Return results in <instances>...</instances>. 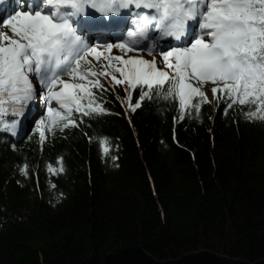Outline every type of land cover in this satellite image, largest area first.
<instances>
[{"label": "trees", "instance_id": "obj_1", "mask_svg": "<svg viewBox=\"0 0 264 264\" xmlns=\"http://www.w3.org/2000/svg\"><path fill=\"white\" fill-rule=\"evenodd\" d=\"M117 95L122 86L98 97L109 114L77 115L78 127L43 145L34 124L0 131V264H101L138 246L160 261L200 251L264 260V121L238 105L225 115L213 98L199 119L155 98L133 113ZM58 159L64 171L48 173Z\"/></svg>", "mask_w": 264, "mask_h": 264}, {"label": "snow or ice", "instance_id": "obj_2", "mask_svg": "<svg viewBox=\"0 0 264 264\" xmlns=\"http://www.w3.org/2000/svg\"><path fill=\"white\" fill-rule=\"evenodd\" d=\"M0 26V131L13 137L34 124L43 145L78 127L77 115H107L98 97L117 86L131 112L162 99L184 120L212 103L210 82L225 115L238 105L245 120L264 121V0H0ZM99 149L109 153L107 137ZM57 163L47 172H63Z\"/></svg>", "mask_w": 264, "mask_h": 264}, {"label": "water", "instance_id": "obj_3", "mask_svg": "<svg viewBox=\"0 0 264 264\" xmlns=\"http://www.w3.org/2000/svg\"><path fill=\"white\" fill-rule=\"evenodd\" d=\"M101 264H264V260L248 263L242 260H231L210 251H200L178 259L160 261L138 246L123 248L114 254L107 255Z\"/></svg>", "mask_w": 264, "mask_h": 264}, {"label": "rangeland", "instance_id": "obj_4", "mask_svg": "<svg viewBox=\"0 0 264 264\" xmlns=\"http://www.w3.org/2000/svg\"><path fill=\"white\" fill-rule=\"evenodd\" d=\"M141 56H143L144 58H146V59H151L152 57L151 56H148L147 54H143V55H141ZM159 59V58H158ZM158 66H160V67H162V65H159L158 64ZM211 88H208L207 90H206V96L208 97V99L209 98H212V92H211V90H210ZM19 130L20 129H18V132H19ZM19 177V182L20 183H24L23 182V178L21 177V176H18Z\"/></svg>", "mask_w": 264, "mask_h": 264}]
</instances>
